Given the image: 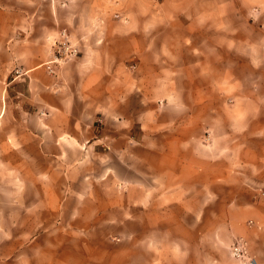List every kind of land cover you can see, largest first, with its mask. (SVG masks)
<instances>
[{
	"label": "crops",
	"instance_id": "1",
	"mask_svg": "<svg viewBox=\"0 0 264 264\" xmlns=\"http://www.w3.org/2000/svg\"><path fill=\"white\" fill-rule=\"evenodd\" d=\"M126 7L145 9L147 0H0V208L1 184L10 183V228L28 240L21 250L28 262L56 261L51 237L60 230L143 236L100 249L96 234L80 254L76 246L61 251L60 262L114 264L120 251L147 260L153 249L154 264H211L208 164L210 151L222 149L221 138L195 145L193 112L176 120L165 113L155 134L143 124L135 129L130 86L115 94V55H130L134 34L163 20L112 17ZM62 28L81 53L50 74L44 64ZM242 131L234 125L226 133ZM235 150L247 148L235 144ZM215 179L227 181L224 172ZM220 199L216 213L228 230L223 264H240L229 251L240 235L248 240V257L264 264V200L251 191ZM3 216L0 211V224ZM247 218L261 228L245 224ZM149 231L153 242L143 233Z\"/></svg>",
	"mask_w": 264,
	"mask_h": 264
},
{
	"label": "rangeland",
	"instance_id": "2",
	"mask_svg": "<svg viewBox=\"0 0 264 264\" xmlns=\"http://www.w3.org/2000/svg\"><path fill=\"white\" fill-rule=\"evenodd\" d=\"M128 16H145L147 21L162 17L163 20L156 26L147 23L146 33H141V37L137 36L139 32L134 34L130 55H115V94L121 95L123 86H130V117L140 122L134 125L135 129L143 124L145 130L155 134L165 113L176 120L186 112H193L195 145L211 143L213 139L218 142L221 138L222 149L210 151L208 166L212 177L211 264H223L228 230L216 213L220 198L251 191L258 200H264V150L258 149L264 147V0H147L145 9L116 8L112 13L114 19L124 20ZM70 39L78 49L74 57L77 58L81 53L79 45L71 36ZM14 72L21 74L20 69ZM234 125L242 128V134L226 133ZM235 144L247 150H235ZM241 157L245 161L242 166L236 163ZM249 159L254 164L246 162ZM260 163L262 166H258ZM223 172L226 183L214 181ZM1 185L4 199L0 211L4 216L0 224V264H83L60 262L59 254L69 246H76L73 250L80 254L83 244L96 240V234L100 249H105L111 241L120 243L130 238L138 243L143 237L139 231H131L129 237L118 231L53 230L52 258L56 261L28 262L25 260L28 251L21 252L28 240L19 239L18 232L10 228L12 184ZM198 187L194 184V189ZM147 218L153 223L154 215L148 214ZM254 223L261 228L258 222L245 219L247 225L254 226ZM143 233L153 242L154 231ZM239 238L246 242L248 250L247 238L240 235L233 238L230 253ZM151 250L147 260L120 251L114 264L132 261L154 264ZM19 252L23 255L20 262ZM233 259L248 264V259L253 258L246 254L245 260Z\"/></svg>",
	"mask_w": 264,
	"mask_h": 264
},
{
	"label": "built area",
	"instance_id": "3",
	"mask_svg": "<svg viewBox=\"0 0 264 264\" xmlns=\"http://www.w3.org/2000/svg\"><path fill=\"white\" fill-rule=\"evenodd\" d=\"M52 46V57L45 62L44 66L50 74H55L62 64L76 57L79 52L65 28H62L59 35L54 38ZM16 72H19V70ZM231 253L234 258L245 260L247 254L246 242L242 238L237 239L232 245ZM248 264H255V260L248 259Z\"/></svg>",
	"mask_w": 264,
	"mask_h": 264
}]
</instances>
